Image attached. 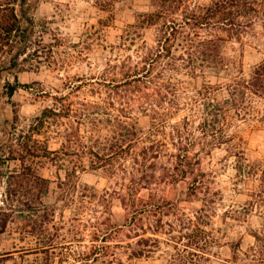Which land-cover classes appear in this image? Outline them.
Returning <instances> with one entry per match:
<instances>
[{
    "label": "rangeland",
    "instance_id": "374dc122",
    "mask_svg": "<svg viewBox=\"0 0 264 264\" xmlns=\"http://www.w3.org/2000/svg\"><path fill=\"white\" fill-rule=\"evenodd\" d=\"M153 9L152 0H32L37 53L28 58L26 71L20 75L22 83L32 87L20 89L11 103L0 102V126L6 122L10 126L6 159L0 164V205L9 213L7 230L0 235V251L5 257L0 264L167 263L163 251L141 258L132 254L128 245L138 238L128 226L132 210L126 208L124 199L130 198L127 187L132 184L134 165L130 158L116 163L112 170L100 168L99 162L100 167L92 165L99 160L91 147L102 155V143L109 140L106 131L93 132L86 106L88 102L113 101V114L99 116L105 124L111 117L113 124L117 123L115 116L121 115L118 109L124 107L126 120L132 124L139 121L144 130L148 129L151 118L141 112L144 101L139 100L138 92L115 85L125 77V63L134 66L138 59L136 46L122 48V37L140 13ZM144 39L149 44L155 42L148 30ZM224 53L249 76L264 61V23H257L242 39H231ZM209 80L218 83L228 78ZM122 90H128L129 95L124 102ZM189 97L181 93L177 98L175 106L181 108L170 123L184 118ZM198 124L196 119L190 125L197 138L191 152L200 154L197 167L205 173L204 190L210 191L215 201L213 226H224L222 218L228 209L248 207L241 218L226 217L232 225L219 234L225 243L220 249V264H264V200L258 195L264 187L260 176L240 175L238 158L228 144L203 151L202 146L213 137L203 139ZM229 131L245 140V171L258 161L264 162L263 122L251 117L236 120ZM2 137L0 132V140ZM45 147L54 154L41 157ZM172 164L174 159L168 157L157 160L151 169L154 184L142 195L153 192L159 200L172 201L188 197L182 193L187 190L186 183L172 185L164 179ZM36 176L40 180L32 182ZM260 195L264 198V192ZM200 197H204L203 192ZM180 205L192 213L190 208L200 207L202 202ZM256 233L262 240L255 237ZM46 244L57 247L40 253L39 248ZM84 254H93L98 260L82 262Z\"/></svg>",
    "mask_w": 264,
    "mask_h": 264
},
{
    "label": "trees",
    "instance_id": "16d2710c",
    "mask_svg": "<svg viewBox=\"0 0 264 264\" xmlns=\"http://www.w3.org/2000/svg\"><path fill=\"white\" fill-rule=\"evenodd\" d=\"M31 2L0 0V102L5 100L11 103L20 89L32 87L20 79V75L26 71L28 58L37 53ZM152 2L154 9L140 13L122 37V48L130 50L131 46H136L138 59L134 66L125 63V77L115 85L129 86L130 91L138 92L139 100L144 101L141 112L149 113L151 118L149 127L144 130L139 121L132 124L126 120L128 117L124 107L118 109L121 115L115 116L117 123L113 124L111 117L106 119L105 124L99 116L112 115L111 108L115 107V102H88L86 106L90 123L95 128L93 132L102 133L101 130H104L109 140L107 144L102 143V155L100 151H94L95 146L91 147L99 160L92 161V165L98 166L99 162L101 167H98L112 170L118 163L122 164L129 158L132 160V184L127 187L130 198H125L124 204L132 210L128 226L138 238L128 245L135 257H149L163 251L168 257L166 264H220L223 254L220 249L225 243L219 234L232 225L226 217L241 218L247 214L248 207L228 209L222 218L224 226H213L215 201L210 191L204 190L207 184L205 173L197 167L200 154L191 152L197 138L190 125L198 119V129L203 139L213 137L211 142L202 146L203 151L228 144L229 151L238 158L239 174L247 172L251 176H260L261 187H264V162L258 161L259 164L245 171V140L229 131L236 120L249 117L264 123V61L256 65L249 76H245L242 66L236 60L228 59L224 53L225 45L231 39H242L243 34L257 23H264V0ZM146 30L153 33V44L144 39ZM211 77H216L218 81L223 78L228 80L212 83L209 80ZM39 91L43 92L44 89ZM127 91H123V102L129 97ZM181 93L190 95L189 102L183 108L186 115L181 121L170 123L169 119L181 108L175 106ZM102 122L104 127L100 125ZM9 127L7 122L0 126L3 133L0 164L6 159L4 152L9 146ZM43 152L41 157L48 158L54 154L48 147ZM164 157L174 159L164 179L172 185L186 183L187 190H182L183 194L188 195L186 199L159 200L153 192L147 197L142 195L144 189L150 190L154 184L151 169L157 160ZM39 180L36 176L32 182ZM202 192L204 197H200ZM263 192L261 189L258 193L261 200H264L260 195ZM192 199L201 201L202 205L190 208L192 213L181 208V202L195 201ZM4 211L0 205V235L6 232L9 224L6 217L9 213ZM255 237L262 240L260 233H256ZM164 246L167 248L163 249ZM56 247L46 244L39 248V252L49 253ZM4 258L0 251V263ZM97 258L93 254H84L82 262H96ZM118 264L126 263L122 261Z\"/></svg>",
    "mask_w": 264,
    "mask_h": 264
}]
</instances>
